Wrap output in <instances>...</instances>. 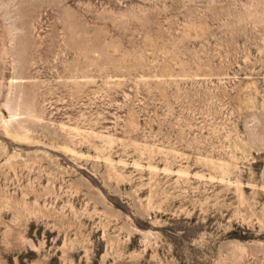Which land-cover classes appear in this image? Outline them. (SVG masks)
Instances as JSON below:
<instances>
[{
  "label": "rangeland",
  "instance_id": "1",
  "mask_svg": "<svg viewBox=\"0 0 264 264\" xmlns=\"http://www.w3.org/2000/svg\"><path fill=\"white\" fill-rule=\"evenodd\" d=\"M0 264H264V0H0Z\"/></svg>",
  "mask_w": 264,
  "mask_h": 264
}]
</instances>
